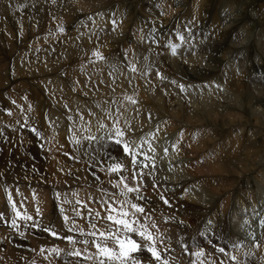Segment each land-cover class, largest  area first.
Listing matches in <instances>:
<instances>
[{
	"label": "bare ground",
	"instance_id": "6f19581e",
	"mask_svg": "<svg viewBox=\"0 0 264 264\" xmlns=\"http://www.w3.org/2000/svg\"><path fill=\"white\" fill-rule=\"evenodd\" d=\"M10 1H11V3H14V4H9L10 6L8 5L9 6L8 7L5 5V2H8V0H0V15H4V16L6 15L5 17H8V22L6 24L4 22L5 27L3 26V23H0V28L2 30L4 28L5 31L7 32L6 34H4L5 31H4V33H0V87L2 85L3 80L8 78L7 77L8 74L6 71L8 69V66L12 67L14 64V62L9 61L8 58L5 59L6 53H4V51L6 50V48L4 49V46L10 45L11 47H14V43L21 42L22 47L20 46L21 47L20 49L25 50L24 51L25 54L20 52L21 54H24V55H22L23 60H22L21 65H19V64L14 65V68H15L14 71L15 72L13 75L14 77L11 79V82L14 81L17 76L19 78H24V79H22L20 81V83H18L19 84V86H18L19 90H17V89L16 90L15 89L14 90H8V93L13 94V95H11V98H12L11 100H13L12 102H14V107L16 109V112L17 111L19 112V110H21L23 114L28 115L26 113L27 110L33 109L34 111L36 110L35 113H38L40 110V109L38 110V105L42 104V107H43V103H41V101L39 99H37L39 92L37 93L36 90L33 89V85H34L33 81L34 80L37 81V80L41 79L49 87H51V90H49V92L51 91V93L55 94V99H53V100H56L57 98H59L58 94H61L60 93L61 88H64V90H63L64 92L62 91L64 93L63 100H66L65 102L67 105L66 104L65 105L69 106L70 109L72 110V112H69V115L73 117V121L68 119V122H64V123H66V124L69 123L70 133L72 131H74L75 134H77V135L81 134L80 139L82 140L83 146H84L83 152L82 151L80 152L82 159H79V161H77V164L88 163V161L84 160V158L86 156H88L89 153H92V151L91 152L89 151L90 141H88L86 138L91 136L94 133V131L92 129L95 128V125L99 129L104 130V128H105L104 132H102L103 130H100V133L102 132V134H100V133L96 134L97 139L95 140L96 143H103V144H104V141L108 139L109 135L114 132L113 124L117 120H118L117 126L122 131H124V133H125L123 140H129V138L133 134L136 135V133L140 134L142 132H149V130L152 129L154 126H157L159 128V132L162 135L164 133H168V134L174 133L175 134L176 131L182 133V131H180V129L183 126H185L187 128L188 127H190V128L194 127L195 129L193 130L194 131L193 134L195 136L196 135L201 136V134H202V137L198 141H196L197 143L193 144V140H190L189 138L185 139L184 136L180 135V137L182 136V138L179 137L180 140L178 141L180 153H177L180 156L179 159H177V163H179V164H177L178 165L177 167H179V168H177V167L172 168L173 171L177 172V175H175V177L170 175L168 171L164 170L159 164H157L149 156H148L149 159H144L142 161V162H145L148 165V167L144 168V169H139L138 172L142 171L143 173H147V175H144V178L148 182L147 188L151 189V191H150L151 193L149 194L150 196L148 195L149 199H148V201L146 200L147 201L146 203L142 204L141 203L142 201H136V200H134V202L144 205L147 213L151 214L152 212H154L155 215H153V213H152L151 214V220H148V221H145L143 216H140L139 217L140 222L147 224V226L149 227V230L151 232H153L155 237L159 238V236H163L164 242L166 243V245L171 247V248H176V249H177L179 244H183V243L187 244L189 242V240H188L189 234L193 230L196 229V225H199V221L201 219L205 220L208 223V225L211 224L212 226H214V228L219 232H225V230L227 228H230L232 231H230L229 233H237L245 225L248 226V224L246 223L247 217H245L242 214H239V211L242 208H244L245 206H250V207L254 206V208H256V210H260V207L262 205H264L263 199H262L263 197L261 195V190L262 189L264 190V87L258 86L260 84L257 85L256 83H254L255 80L254 81L251 80V81H253L252 85H249V83H248L249 82L248 77L251 75L250 73H253L252 69H257V70L262 69V68L264 69V51L262 49V44H261L262 43L261 39L262 38L264 39V25L260 24L261 18H259V16H258V17H256V18H259L258 25H255L256 29H255V27H253V28L248 27V19L249 18L248 19L246 17L243 18V14L248 10V7L250 6V4H248V3L250 1L246 2L245 0H242V2L239 3V0H210L211 3L214 2V5H219V6L223 5V7L228 8V11L230 10V12H229L230 18L228 19V21L224 22L222 20L223 22H220V23L217 22L218 27L215 25V22H214V24H209L207 27L208 30L212 29L215 31V32L213 31L214 33L212 32L215 35L214 39H212V40L215 42L218 41L219 61L218 60L217 61H218V63L221 62L219 70L215 68V70L212 72H216L217 75H215V76L218 78L219 86L220 87L224 86V89L228 90L229 92H228V94H225L226 91L224 93H218L217 92L218 95L216 97L212 96V100L210 102H207L205 105H201L200 107H198L199 105L197 106V103H195V102H194L195 106H193V105L188 106L187 100L183 101L182 99L178 98V96H176L178 93L173 94L174 92H172L171 95L173 97L175 96L174 98L176 99V101H175V99H173L171 102L168 103V101L170 100L168 98V96H169L168 93H164V91H162L160 88L154 86V84H153L154 81H152V77H151L152 73H151L150 67L153 66L151 68L155 69V67H154L155 61H157V59L159 58L160 62H157L158 63L157 65L162 64L164 66H167L168 67L167 70L169 69L170 71L173 72L172 73L169 70L168 71L166 70L165 73L170 72L171 74H174L175 72H177V74H180L183 66L192 67L195 63H200L201 62L200 56L202 55L201 53H197L195 56H192V58H188L189 56L184 55L185 52H184V54L181 52L182 54L178 57L179 53L175 54L173 56L172 49L166 50V49H161L159 47L160 49L157 48L158 50L155 54H151L153 56H149L148 54L147 55L143 54L145 51H143V53H142L141 50H145L147 48V46H150V45H147V43L145 45L144 44L137 45L135 43L134 52H132L133 47L130 48L131 50L130 49L128 50L127 48L126 49L129 52L128 54H130L128 57H132V55H133V57L131 58V64H129V66L132 69V65L134 64L136 67V71L131 70L130 72H128V71H125L123 68H120L122 73H120L121 75H118V77H120V78H118L115 75V74H117V72L114 71V69L112 71L109 69H106V65H105V64L112 65V64H110V62L113 60H116V57H114L113 55L106 59L104 54L102 53L103 55L102 54L101 55L105 58L104 60H97V59L93 58V60L89 59V60L84 61V59L86 57L94 56L93 55L94 52L98 51L100 53L101 51L106 52V50H107V48H105L107 46H105V45L103 46V43L101 45L95 43L96 44L95 45L93 42L94 46L93 45H86V43L87 44L89 43L88 41L83 42L86 37L82 41L83 44H81V49L79 48V46L76 47L74 45H71L70 43L64 44V46L66 47L65 54H63L64 56L61 54L60 55L57 54V49H56V51H54L53 53H51V52L49 53L51 55V56H49L50 57V59H49V58H47L46 54H43L44 52H46L48 50L46 47L45 48L47 50H45L41 47V49H42L41 54H36L34 51H36L38 49V51L40 52L39 47L41 44H43L40 42L42 40H45V36H44V39L42 37L45 34V29L47 26L46 22L50 21L52 23V21H55V20L62 22L61 18H63V19L66 18L67 20L68 19L70 20L72 18L70 15L71 14L70 13L71 8L69 5H71L72 8H78L79 10L81 8L86 9V8H91V7H95V6L105 7L103 5H107L108 8H115L112 11V12H114L115 16L113 18H111L110 20L115 19L117 21L116 17H119L118 20H122V21L124 20V23H127V20H129L131 23V19L134 20V18H133L134 14L132 17V13H134V12H130L128 9L130 7H132L131 6L132 3H133V5H135V7L137 4L138 5H140L141 3L146 4L145 6H147V5L150 6L149 10L148 11L145 10L146 13H143V16H144L143 20L140 18L141 16L138 17V18H140L139 22H141V25H142L141 28H142L146 25V23L151 21L150 24H147L146 26H148V27L151 26L149 28L154 29V28H156V22L158 21V19H160L162 21V23L169 22L170 19H172L171 20V23H172L174 21L175 17H177L178 19L184 18V20H185V17L187 16L186 14L190 10V8H194L193 14H194L195 18L198 17L197 15L199 14L200 8H202L201 9L202 12L209 13V11H208V10H210L209 7L212 6V5H210L211 3L209 1L208 2L210 4L207 3L206 7L204 6L205 8H203L202 2L200 3L199 0H192V5L190 7L189 6L187 7L186 0H165V1L164 0H84V1L83 0H77L78 2L75 0H55V4L57 1L59 4H63V8L61 10H58L57 7H56L57 10H56V8L54 7L55 4L52 3V4H54L53 8H44V7L41 8L39 5V7H36V8L32 7V9L29 8L27 10H23V8H24L23 7L22 10H19L21 12H24L21 15H19V11L16 8L18 7V9H19L20 6L22 7L25 5L22 4L21 0H10ZM35 1L41 3L42 1H45V0H35ZM29 2H31V1H29ZM170 3H171V6H172V4L174 6L173 11H172L171 6H170L171 8L168 7V4L170 5ZM109 5H114L115 7H111ZM235 5H236V7H237V5H240V8L238 10L235 9V11H234ZM32 6H34V5H32ZM255 7H256V4H255ZM108 8H107V11H108ZM24 9H26V8H24ZM92 9H94V8H92ZM145 9H148V7ZM251 9H250V12L252 11ZM131 10L134 11V7ZM201 10H200V14H202ZM87 11H88V9H87ZM174 11H176L178 13V15H175V17H173L175 14ZM222 11H223V9H222ZM214 12L215 13L212 15L213 16L212 19L214 17L216 18V16H217L216 11H214ZM48 13H50L49 15H52V18L50 16H48ZM139 13H140V11L138 12V14ZM141 13H142V11H141ZM261 13L264 16V12H261ZM259 14H260V12H259ZM76 16H78V15H76ZM106 16H104V18H103V19H106V20H104L105 21L104 24L102 23L98 27L100 30L97 29V30H99V32L106 33L108 31L107 27L106 28L101 27L102 25L104 26V25L108 24V21H110V20H108V17H110V16L108 15L107 18H106ZM225 18H227V17H225ZM98 19L99 18H97V20ZM212 19H210V21ZM262 20L264 21V17H262ZM136 22L138 23V21H136ZM34 23H36L37 27H34L35 25L33 26ZM93 23H95V22H93ZM96 23H98V22H96ZM226 23L228 24L229 28L225 27ZM158 26H159V24H158ZM52 27H53V25L51 24L49 28L51 29ZM138 27H140V25H138ZM101 29H102V31H101ZM118 29H116V30H118ZM122 29L125 30L124 28H122ZM134 30H136V29H134ZM87 31H88V29H87ZM95 31H96V29H95ZM95 31H93V32H95ZM109 31H112V30H109ZM128 31L126 29V32H128ZM179 31H180V29H179ZM130 32L128 33V35L130 34ZM138 32H136L137 35L139 34ZM64 33H66V32H64ZM212 33H211V35H213ZM48 34H49V32H48ZM15 37H16V40L14 41ZM38 37H40V38H38ZM107 38L109 40L108 45L111 46L112 49L113 48L117 49L118 47H121V46L124 48L129 47L125 44H126V42L131 41V39H134V36H133V38H131V37L126 38L125 33L124 34L121 33V35L116 33V34H112V35L109 34L107 36ZM29 40L34 41L32 46L30 44H28ZM133 41H135V40H133ZM129 43H131V42H129ZM129 43H127V44H129ZM34 44H36L37 47H35ZM129 45L131 47L132 44H129ZM251 45H253V46L251 47ZM44 46H46V45H44ZM91 46H93V47H91ZM82 48H84V49H82ZM14 49H17V48H14ZM114 49H113V52H114ZM194 49H196V48L194 47ZM127 50H126V52H127ZM118 51H120V53H122L121 49ZM130 51H131V53H130ZM181 51H182V49H181ZM241 51L242 52L245 51V52L242 53ZM225 52L228 53L227 58H226ZM255 52H257L256 58H251L252 57L251 54H253ZM63 53H64V51H63ZM110 53H111V51L109 52V54ZM237 53H239L243 57V61L235 60ZM212 54H214V53H212ZM160 55H161V57H160ZM206 56L207 55H205V57ZM212 56L213 55H208L206 58L204 57L205 59L203 58V60H208ZM143 57H145V59H143ZM11 59H12V57H11ZM123 59H124V56H122L120 61H122ZM66 63H67V65H65ZM150 63L153 65H150ZM114 64H116V63L114 62ZM216 66H218V64ZM117 67L115 66L116 70H117ZM200 67H201V65L198 64L194 68H200ZM81 68L88 70L91 73L92 83H90V85L101 86L100 91L97 93L95 92V97H92L91 94L89 97H84L81 94L82 91L84 92L87 89H91L90 88L91 86L88 84V82H86V80H84L78 73L79 69L81 70ZM201 68L203 69V67H201ZM163 70H165V69H163ZM163 70H161V71H163ZM210 70H213L212 65L207 66L204 70V73H206L207 71L209 72ZM104 71L109 72V74L114 73L112 75L115 78L112 76L113 78L111 79V81L113 83V87H114L112 91H109L108 89L102 87V85H101V82H102L101 80L109 82L106 77H104L103 79H101V77H100L102 74H104ZM187 71H189V70H187ZM162 74H164V73H162ZM168 75H169V73H168ZM203 77H204V75L199 77V78H203ZM153 79H155V78H153ZM196 81H197V78H196ZM155 82H156V79H155ZM209 82H210V80H209ZM211 82H214V81H211ZM3 83H5V82H3ZM35 84H37V83H35ZM178 84H179V82H178ZM200 84L201 83H199V85ZM167 85H169V84H167ZM208 85H209V83H208ZM41 86H42V84H41ZM109 86H111V85H109ZM159 87H161V86H159ZM91 91L92 90H90V92ZM190 93L192 94V91ZM41 94L45 95L44 92H41ZM86 96H87V94H86ZM185 96L186 95H184V97ZM53 97H54V95H53ZM126 97H131L132 100H134L136 103L133 104L131 101L126 99ZM182 98H183V96H182ZM198 101H201V100H197V102ZM12 102H10V103H12ZM53 102L54 103H51L52 105L49 106L50 107V115H51L49 118V120H50L49 123H50L51 127L54 126L57 128L58 127L61 128V134L64 136L63 131H65V126L62 127V125L59 123L60 114L62 113L61 112V108H62L61 103L62 102L61 103L58 101L57 102L53 101ZM190 103H193V101H191ZM62 104H64V103H62ZM15 109H13V110H15ZM87 109H89L90 113L86 112ZM109 113H110V115H109ZM69 115H67V116H69ZM87 115L93 116V118L92 117L89 118ZM218 115H219V118H217ZM64 116H62V117H64ZM28 117H30V116H28ZM23 118H25V117H23ZM27 118H26L27 121L31 120L29 125H31L32 121H35L34 118H32V119H27ZM206 119H210L212 122H215L214 124H212L210 122L208 124H212V125L217 124V126H220L218 128L219 130H217V131H219L220 137H216V136L213 137L211 135L213 133H211V132H213L214 130H212L211 128H210L211 132L209 130L204 131L205 128H202L200 126V123H202V121H204ZM42 120L43 119H41V117H39V115H37L36 121H35L37 126L38 125H40L41 127L43 126V125H41ZM199 121H201V122H199ZM44 122H46V121L44 120L43 123ZM54 122H56V123H54ZM80 123H82V124H80ZM44 124H46V123H44ZM100 124H103L104 127L101 128ZM23 126L26 127L25 125H23ZM217 126H215L216 128H213V127L212 128L217 129ZM17 128L18 127H16V129ZM55 129L56 128H53V130H52L54 133H56ZM236 129H239L238 134H235V132H234V130H236ZM43 131H45V130H43ZM20 132L26 133L29 137L31 136V134L27 133L26 128L21 129ZM48 132H44V135L46 136V133H48ZM204 132H206V133H204ZM208 132L211 133L210 134L211 136L208 134ZM105 133H107V135ZM203 133H204V135H203ZM49 136L52 139L53 135L51 136L49 134ZM11 137H13V136H11ZM23 137H25V136H23ZM101 137H103L104 139H100ZM197 139L198 138H196V140ZM10 140L11 139L9 137H7L6 135L0 136V142H2V144H3V147L2 146H0V147L3 148V150L5 152H8L9 150H11L13 148ZM17 140H20V139H17ZM47 140H45V142ZM52 140H51V142H52ZM63 140H64V137H63ZM24 141H25V138H24ZM26 142L25 143L23 142L24 145L26 144ZM64 142L65 143L57 144L56 148L66 151L65 149H68L66 147V145L69 144L70 142L68 143L66 140H64ZM217 142H222V144H217ZM108 143L111 144L112 141L109 139ZM62 146H64V147H62ZM207 147H208V149H207ZM21 148L22 147L20 146V144L16 146V150L18 152L21 150ZM61 148H65V149H61ZM96 149H98V148H96ZM12 151H13V153L11 155L12 160H14V162H16L17 158L13 155V154H15L14 150H12ZM101 152H102V150H101ZM98 153H99V151H98ZM2 156L3 155L0 154V181L8 182L13 177H16V176L18 177V176L23 175V174L24 175L25 174L31 175V173H33V171H31L29 169L30 167L29 168L23 167L19 163L18 164H14L11 162L8 163V161L3 160ZM90 157H91V155H90ZM99 157H102V156H99ZM231 157L236 159L235 165L233 164V160ZM91 158H93V157H91ZM67 160H69V159L67 158ZM100 162H101V160H100ZM117 162L121 163L126 170H122L119 174H117V173L109 174L107 172V168H109L112 164L117 163ZM42 163H44V162H42ZM71 163L76 164L74 162H71ZM54 164H53V166L51 165L52 166L51 171H54L52 173L55 174L57 181L60 182L59 185L61 187H64V190L66 191V189H65L66 182L69 183L70 186L72 187V191L68 190V193L70 191V194H68V195L73 194V192L76 193L77 198H80L83 202V204H81V205L82 206L84 204L86 205V206L78 209V211L81 212V215H80L82 217L81 219H79V217L75 215V211H77L76 210V203H75L76 201L73 204L67 205L66 208L63 209L66 212L65 215H68L70 217L69 221L66 222V226L71 227L72 222L74 221L75 225H76V231H81V230L85 231L86 230L87 232H92L95 230L92 228L93 224H95L96 228L100 229V230L107 231L110 228L114 230L116 226L112 222H105L107 220L103 218V217L107 216L108 212L102 211L97 205H91L92 202H89L90 204L88 203V198L96 197L95 193H96V195L101 193V194H99L101 196H98V197L103 198V199H107V197L104 195V192H108V193L115 192L112 190V189H114V185H109V183L102 182V180L100 182L101 178L99 179L98 176L96 177L94 171H92V168L90 166H81V167H76L75 169H73L71 167L69 169V168H66V164H64V163L60 162V163H56L55 165ZM151 164L154 165L153 168H151V166H150ZM7 165H13V166L10 168H7L6 167ZM69 165H71V164H69ZM35 167H36V165H35ZM44 167H46V165ZM49 167H50V165H49ZM100 167H101L102 172H103V178L104 177L105 178H115V179L117 178L116 180L119 181L120 176H127L129 178L131 176V172H127V169L130 167V164L127 163L125 158L121 156V153H117L113 159L105 161V163L102 164ZM59 168L61 171L58 170ZM26 169H28V171H26ZM66 169H68V171ZM134 169L136 170V168H134ZM63 171H65V172H63ZM34 172H36L37 174H40L39 170L34 171ZM48 172H50V171H47V173ZM41 174L44 175V173H41ZM42 178H43V176H42ZM23 179H25V178H23ZM86 179H88V181H86ZM12 180H14V179H12ZM129 183L133 184V185H140L141 186L144 183V181H143L142 176H138L136 181L130 180ZM214 183H219L220 186H222L221 183H223L224 191H220V192L217 191L216 192L217 187ZM31 184H32V182H31ZM155 184H156V189L153 190L152 187ZM33 185L36 188H38L37 190H39V187L36 184H33ZM33 185H32V188H34ZM232 185H236V187H237L236 193H233L231 191L233 189L230 190ZM28 187H31V186H28ZM28 187H26L24 184L19 186L18 191H17V195H15L17 202H19V205H22L21 204L22 199L26 200L27 205L30 204V201H31V200L29 201L30 197L27 198V196L24 195V192H26V191H24V189H27ZM95 187H98L99 189L96 190ZM171 187H173V188H171ZM101 189H103L104 191L102 192ZM31 190L32 189L30 188L29 191H31ZM116 190L119 191L118 188ZM244 190H247L246 191L247 194L240 195V194H242V192H244ZM65 191H64V194H65ZM33 192L37 194V192L31 191V193H33ZM255 192L260 193V196L258 199H257L258 194L255 195L254 194ZM55 193H56V191H55ZM179 193H181V194L183 193L182 195L190 203L184 204V203L179 202L176 198V195ZM33 194L31 195V197H34ZM64 194H62V195H64ZM37 195L40 197L39 194H37ZM43 195L41 196L42 198H43ZM65 195H64V197L66 198L67 195L66 196ZM134 195L135 194H130L129 198H132ZM161 195H163L169 201V205H165L163 203V201L160 199ZM232 195H235V196L239 195V197L236 199V201L237 200H239V201L231 202L232 200H230L231 203L229 204V207H228V206H226L228 204L227 201H229L228 199H229V197L231 198ZM45 196H46V193H45ZM39 197L38 198L35 197L34 200L37 201V199L41 198V197L40 198ZM68 197H67V199H68ZM148 197H146V198H148ZM241 197H246V199L241 202L240 201V199H242ZM216 198H219V200L221 199L220 201H222V199L225 200L222 202L224 204V208H223L224 211H222V213L220 211L221 214L219 213L220 216H218L217 218H215L213 216L212 211H214V207L211 205V203ZM61 199H64L63 196ZM70 199H72V198H70ZM70 199H68V201H69V203H72L73 200L71 201ZM40 200H42V199H40ZM26 202H24V203H26ZM63 204H65V203H63V201L59 202L60 207L63 206ZM46 205H47V203H46ZM25 206H24V208L23 207L18 208V211H20L22 214L24 212H27V214L29 215L28 212H30L29 210H30V208H32V206H30V208H28L29 206L28 207H25ZM39 206L40 205H38V207ZM174 206L179 207L178 212L173 209ZM221 206H223V205H221ZM45 207H47V206H45ZM219 207H220V203L217 204L215 208H219ZM40 209H43V208H40ZM40 209H39V211H40ZM89 209H91V215L89 214ZM31 210L34 212L33 209H31ZM1 211H2V214L4 215L5 219L4 220L0 219V255L3 254L2 253L3 251L6 252L2 256L5 258L4 261L6 260V262H7V259H9V258L13 259L14 258V260L17 264H40L39 262H43L44 264L45 263L46 264H62V262L60 261V257H64L68 261V264H77L78 258L70 257L68 255V253L73 252L76 249H83L84 248L83 246H80L79 244L73 245L72 243H69L68 245H65V244L63 245L60 242H57V240H54V239L52 240L51 238L45 239L44 238L46 236L45 234L35 235L33 233L27 232L28 230H26V231L24 230L25 232H23V229L25 228L24 222L22 220H19L18 218H17V224L19 225V227H17V228H13L12 226L8 227V226H6V224L7 223L11 224L12 219L16 218L15 213H13L12 215H9V217H7L8 216V215H6L7 212L3 208L0 207V212ZM32 211H31V213L33 214ZM42 211L43 210H41V214L43 216L40 215V216H42L41 217L42 219L40 218L42 221L39 220V217H38V220H36V219L35 220L37 222H39L40 225H46V224H48L47 222L50 219V217H48L49 215H44L43 214L44 212L42 213ZM44 211H46V210H44ZM35 212H37V210ZM97 212L100 213V217L96 216ZM253 214L257 215L255 213H253ZM260 214H261V210L259 211V216H260ZM33 215H31V216H33ZM153 221L156 223V225L161 227L160 229H158V231H155L157 229H153V228H151V226H149V223H152ZM248 222H250V221L248 220ZM50 224L51 223H49L48 225H50ZM54 224H55V222H54ZM242 224H245V225L242 226ZM252 225H253V223L251 222L249 227H251ZM77 226H80V227L77 228ZM245 228L247 230H249L248 227L245 226ZM249 231L252 234V230H249ZM35 232H37V231H35ZM21 233H23V235H21ZM87 237L88 236H84L83 238H87ZM2 244H5V245H2ZM18 245H20L21 247H19ZM54 249L60 250L59 255H57L56 252L53 251ZM38 250H39V253H37ZM89 251L91 253L96 252V250H92V249H89ZM256 251H259V250H256ZM45 252H47V254L49 256L48 255L46 256ZM43 254H45V257H46L44 259L41 258V257H43ZM134 255L136 256L138 261L142 262V264H151L152 263L151 260H149L151 258H149V256H148L149 259H147L146 255L142 252H137ZM161 255H162L163 259L169 261L168 258L163 255L162 252H161ZM2 257H1V259H2ZM33 261H35V263H31ZM0 262H2V261H0ZM89 262H90L89 264H92L91 261H89ZM130 262L131 261H129V263ZM9 263H10V261H9ZM12 263H14V262H12ZM81 263H84V261H79V264H81ZM161 264H162V262H161ZM170 264H182V263L181 262H176V263L170 262ZM207 264H216V263L213 261H210ZM248 264H250V263H248ZM252 264H264V261H259V262H255Z\"/></svg>",
	"mask_w": 264,
	"mask_h": 264
},
{
	"label": "rangeland",
	"instance_id": "374dc122",
	"mask_svg": "<svg viewBox=\"0 0 264 264\" xmlns=\"http://www.w3.org/2000/svg\"><path fill=\"white\" fill-rule=\"evenodd\" d=\"M29 1H31V2H29ZM33 1V2H32ZM52 1V2H51ZM45 0V1H42L41 3L40 2H37V1H35V0H21V2H22V4L23 5H26L24 8H26V9H24L23 7H19V9H18V7L16 8L18 11L19 10H22V8H23V10H27V9H32V7L33 8H36V7H39V5H40V7L41 8H53V6H54V4H55V2H53V0ZM75 1H77V0H75ZM84 1V0H83ZM165 1V0H164ZM200 1V3L202 2V7L203 8H205L206 7V5H207V3L208 4H210L211 2H210V0H199ZM210 3H209V2ZM246 2H249L248 4H250V6L248 7V10L243 14V18L244 17H246L247 19H248V27L250 28H253V27H255V29H256V26L255 25H258V21H259V18H261V21H260V24H262V25H264V21L262 20V17H264L263 16V14L261 13V12H264V0H245ZM253 1V2H252ZM46 4H45V3ZM51 2V3H50ZM78 2V1H77ZM173 2V1H172ZM242 2V0H239V3H241ZM257 2V3H256ZM35 3V4H34ZM45 5H44V4ZM52 3H54V4H52ZM58 3V1L56 2V4H55V8L57 7L58 8V10H61L62 8H63V4H57ZM174 3V2H173ZM9 4H14V3H11V1L10 0H8V2H5V5L6 6H8ZM37 4V5H36ZM77 4V3H76ZM151 4V3H150ZM149 4V5H150ZM186 4H187V7L189 6H191L192 5V0H186ZM255 4H256V7H255ZM32 5H34V6H32ZM142 5V6H141ZM146 4H140V5H136V7H135V5H133V3H132V7H130L131 9H133V7H134V11H132L130 8L128 9L130 12H134V13H132V17H133V14H134V20L133 19H131V23H130V21L129 20H127V23H124V20L122 21V20H115V22L117 23H115L116 25H115V28L112 30V31H109L110 29H111V27H110V23H109V21H108V24H106V25H102L101 27H104V28H108V31L106 32V33H102V32H99V26H100V24H104V20H106V19H103L104 18V16H108L109 14H107V12H109V11H113V9H115V8H108L107 7V5H103V6H105V7H102V6H95V7H91V8H81L80 10L78 9V8H72V6L71 5H69L70 6V15H71V19L69 20H67L66 18L65 19H63V18H61L62 19V22H59V21H52V23L50 22V21H48V22H46V29H45V34L43 35V39H44V36H45V40H42L40 43H43L44 45H46V46H44L43 44H41L40 45V47H39V49H40V52L38 51V49L36 50V51H34L36 54H41V52H42V49H41V47L43 48V49H45V50H47L46 52H44L43 54H46L47 55V58H49L50 59V57L49 56H51L49 53L51 52V53H53L54 51H56V49H57V54H61V55H63V54H65V51H66V47L64 46V44H66V43H70L71 45H74V46H76V47H78L79 46V48L81 49V44H83L82 43V41L84 40V38H85V40L83 41V42H85V41H88L89 43L87 44L86 43V45H93L94 46V44L96 43V44H102L103 43V46L105 45V46H107V47H105V48H107V50H106V52L105 51H101L100 52V54H104V56H105V58L107 59V58H109L110 56H114V57H116V60H113V61H111L110 62V64H112V65H110V69L109 68H107V69H109V70H113L114 69V71H116L117 72V74H115L116 75V77H118V75H121L120 73H122V71L120 70V68H123L125 71H128V72H130L131 71V67L129 66V64H131V58L133 57V55H132V57H128L130 54H128L129 52H128V50L130 49V48H132V52H134V46H135V43L137 44V45H141V44H146L147 43V45H150V46H147V48L145 49V50H141V52L143 53V51H145L143 54H145V55H149V56H153V55H151V54H155L156 52H157V48H161V49H171V48H165V47H163L162 46V43H163V40H162V38L160 37V36H163L164 35V30L162 29V27L160 28V25H162L164 28H165V30H174L175 32H181V31H183V29L184 28H186L189 32H191V34L193 35H195L196 33H198V35H200L202 38H204L203 39V41L201 42V43H199L201 40H198V43H195V44H191V45H189L188 47H186L185 46V43H181V44H177L178 45V47H177V50H176V54H178V57L183 53L184 54V52H185V54L184 55H187V56H189L188 58H192V56H195L197 53H201L202 55L200 56V58H201V62L200 63H195L192 67H186V66H183L182 67V70H181V72H180V74H177V72H175L174 74H171L170 72H172V71H170L169 69V71L170 72H167V73H165L166 72V70H167V66H164V65H157L158 63L157 62H160V60H159V58L157 59V61H155V69L154 68H151V67H153V66H149L150 67V69H151V73H152V81H154L153 82V84H154V86L155 87H158V88H160L162 91H164V93H168V98L170 99L169 101H168V103L169 102H171L173 99H175L172 95H171V93L172 92H174L173 94H177L176 96H178V98H180V99H182L183 101L184 100H187V103H188V106H195V103H197V106L198 107H200L201 105H205L207 102H210L211 100H212V96H214V97H216L217 95H218V93H224L225 91V94H228V90H226V89H224V86L223 87H220L219 86V84H218V78L215 76V75H217L216 74V72H212V71H214L215 70V68L216 69H218L219 70V68H220V63H218V61H219V52H218V41L217 42H215V41H213L212 39H214V37H215V35L213 34L215 31L214 30H208L207 29V27H208V25L209 24H214V22H215V25L218 27V23H220V22H225V21H228V19L230 18V15H229V12H230V10L228 11V8H225V7H223V5H214V2H212L210 5H212V6H210L209 8H210V10H208L209 11V13H206V12H202V8H200V10H201V12H202V14H200V10H199V14L197 15L198 17L197 18H195V16H194V14H193V9L194 8H190V10L188 11V13L186 14L187 16L185 17V20H184V18H181V19H178L177 17H175V15H178V13L176 12V11H174V16L173 17H175V19H174V21L171 23V20L172 19H170L169 20V22H165V23H162V21L160 20V19H158V21L156 22V28H154V29H152V28H149V27H151V26H146L147 24H150V22L151 21H149L148 23H146V25L143 27V28H141V22H139L140 21V18L143 20L144 19V16H143V13H146V11H148L149 10V7L150 6H145ZM214 5V6H213ZM252 5V6H251ZM10 6V5H9ZM8 6V7H9ZM46 6V7H45ZM109 6H111V7H115L114 5H109ZM144 6V7H143ZM171 6V3H170V5L168 4V7L169 8H171L172 7V11H173V9H174V6H173V4H172V6ZM205 6V7H204ZM61 7V8H60ZM148 7V9H145V8H147ZM212 7V8H211ZM57 8H56V10H57ZM92 8H94V9H92ZM107 8H108V11H107ZM137 8V9H136ZM141 8V9H140ZM240 8V5H237V7H236V5H235V7H234V11H235V9L236 10H238ZM252 8V9H251ZM85 9V10H84ZM87 9H88V11H87ZM103 9V10H102ZM214 9V10H213ZM222 9H223V11H222ZM250 9L252 10L251 12H250ZM258 9V10H257ZM77 10V11H76ZM91 10V11H90ZM146 10V11H145ZM140 11V13L138 14V12ZM141 11H142V13H141ZM207 11V12H208ZM214 11H216V13H217V16H216V18L214 17L213 19H212V15L215 13ZM220 11V12H219ZM56 12V11H55ZM137 12V13H136ZM186 12V11H185ZM255 12V13H254ZM259 12H260V14H259ZM24 12H21V11H19V15H21V14H23ZM113 13V16L112 17H108V20H110L111 18H113L114 16H115V14H114V12H112ZM205 15H204V14ZM224 13V14H223ZM50 13H48V16H50L51 18H52V15H49ZM74 14V15H73ZM81 14V15H80ZM99 14V15H98ZM254 14V15H253ZM76 15H78V16H76ZM84 15V16H83ZM117 15V14H116ZM138 15V16H137ZM192 15V16H191ZM202 15V16H201ZM210 15V16H209ZM6 16V15H5ZM4 15H0V23H3V26H4V22H5V24L8 22V17H5ZM100 16V17H99ZM107 16H106V18H107ZM141 16V17H140ZM190 16V17H189ZM224 16V17H223ZM255 16V17H254ZM259 16V18H256V17H258ZM2 17V18H1ZM138 17H140V18H138ZM172 17V18H173ZM201 17V18H200ZM221 17V18H220ZM225 17H227V18H225ZM97 18H99L98 20H97ZM220 18V19H219ZM252 18V19H251ZM4 19V20H3ZM7 19V20H6ZM86 19V20H85ZM139 19V20H138ZM198 19V20H197ZM202 19V20H201ZM210 19H212L211 21H210ZM225 19V20H224ZM3 20V21H2ZM6 20V21H5ZM84 20V21H83ZM95 20V21H94ZM103 20V21H102ZM113 20V21H114ZM133 20V21H132ZM141 20V21H142ZM160 20V21H159ZM223 20V21H222ZM101 21V22H100ZM122 21V22H121ZM129 21V22H128ZM136 21H138V23L136 22ZM86 22V23H85ZM93 22H98V23H93ZM119 22V23H118ZM136 24H135V23ZM192 22V23H191ZM194 22V23H193ZM196 22V23H195ZM198 22V23H197ZM218 22V23H217ZM262 22V23H261ZM123 23V24H122ZM161 23V24H160ZM202 25H201V24ZM53 25V27L50 29L49 27H50V25ZM61 24V25H60ZM87 24V25H86ZM133 24V25H132ZM158 24H159V26H158ZM196 24V25H195ZM35 25V26H34ZM60 25V26H59ZM125 25V26H124ZM136 25V26H135ZM138 25H140V27H138ZM11 26V25H10ZM33 26L34 27H37L36 26V23H34L33 24ZM130 26V27H129ZM135 26V27H134ZM153 26V25H152ZM2 27V26H1ZM5 27V26H4ZM13 27V26H12ZM196 27V28H195ZM225 27L226 28H229L228 27V24L226 23V25H225ZM61 28H63V31H61L60 29ZM119 28V29H118ZM122 28H124L125 30H123ZM140 28V29H139ZM1 29V28H0ZM86 29V30H85ZM87 29H88V31H87ZM90 29V30H89ZM95 29H96V31H95ZM97 29H99V30H97ZM116 29H118V30H116ZM126 29H127V31L128 32H126ZM134 29H136V30H134ZM139 29V30H138ZM179 29H180V31H179ZM254 29V30H255ZM16 30V29H15ZM48 30V31H47ZM67 30V31H66ZM132 30V31H131ZM253 30V31H254ZM3 31V32H2ZM4 31H5V29L3 28V30L1 29L0 30V33H4ZM52 31V32H51ZM93 31H95V32H93ZM101 31H102V29H101ZM114 31V32H113ZM131 31V32H130ZM139 31V32H138ZM145 31L150 35V37H152V39L155 41V43L154 44H152V41H150V40H145L141 35H143L144 33H145ZM214 31V32H213ZM48 32H49V34H48ZM64 32H66V33H64ZM118 33V34H120L121 35V33L122 34H124L125 33V37L126 38H128V37H131V38H133V36H134V39H131V41H128V42H126V44L125 45H127V46H129V47H122L121 45V47H118L117 49H114V52H113V49H112V47L111 46H109L108 45V38H107V36L109 35V34H116V33ZM130 32V34L128 35V33ZM136 32H138L139 34L137 35V33ZM208 33V35H206V34H204V33ZM213 34V35H211V33ZM7 32L5 31V33L4 34H6ZM102 33V34H101ZM108 33V34H107ZM237 33V32H236ZM235 33V34H236ZM53 36H52V35ZM136 34V35H135ZM211 36H210V35ZM50 35V36H49ZM63 35V36H62ZM91 35V36H90ZM47 36V37H46ZM58 36V37H57ZM88 36V37H87ZM137 36V37H136ZM141 39H140V38ZM38 38H40V37H38ZM54 38V39H53ZM89 38V39H88ZM97 38V39H96ZM136 38V39H135ZM168 38V37H167ZM51 39V40H50ZM16 40V37H15V39H14V41ZM49 40V41H48ZM90 40V41H89ZM98 40V41H97ZM106 40V41H105ZM133 40H135V41H133ZM96 41V42H95ZM133 41V42H132ZM33 42L34 41H30L29 40V43L28 44H30L31 46H32V44H33ZM46 42V43H45ZM93 42H94V44H93ZM98 42V43H97ZM129 42H131V43H129ZM169 42V41H168ZM261 44H262V49H263V51H264V39L262 38L261 39ZM127 43H129V44H132L131 45V47H130V45L129 44H127ZM27 44V45H28ZM37 44V43H36ZM36 44H34V46L35 47H37V45ZM95 44V45H96ZM156 45V46H155ZM199 47H198V46ZM8 45H5L4 46V49L6 48V50L4 51V53H6L5 55V59L6 58H8L9 59V61H13L14 62V64H13V66L11 67V66H8V69L6 70L7 71V74H8V78L7 79H4L3 80V82H5V83H3L2 82V85H1V87H0V109L2 108L3 110L5 109V110H7L8 111V113H7V115H4V112H2V111H0V131H2L3 130V132H1L0 134V136H2V135H6L7 137H9L11 140V144H12V146H13V148L11 149V150H9L8 152H5L4 150H3V148H1L0 147V154H2L3 156V160H6V161H8V163H14V164H21L23 167H27V168H29L31 171H33V173H31V175H28V174H23V175H20V176H16V177H13L12 179H14V180H12V179H10L9 181H8V183H11V182H13V181H15L14 182V185L15 184H18V186H20V185H25L26 187H28V186H31V187H28L29 189L31 188L32 190L31 191H35V192H37V194H39L40 195V197L43 195V198L41 197H39L36 193H31V191H29V189L27 188V189H24V191H26V192H24V195H26L27 196V198L28 197H30L29 198V201H30V205H29V207L28 208H30V206H34L35 207V210L33 209V208H30V212H28L29 213V215H33V217H34V219H36V220H38V217H39V220H41L42 218V214H41V210H43L42 211V213L44 214V215H49L48 217H50V219L48 220V224L49 223H51L50 225L51 226H56V223L54 224V221L52 220V218H51V215L50 214H47V212H54V210H53V206H52V202H51V198L49 197V190L50 189H54V194L55 195H57V192L58 193H60V197H58V198H60L59 199V202H62L63 201V199H61L62 198V196H63V198H65L64 197V195L66 194L67 195V197L69 196L70 198H72V199H70L69 197H68V199H70L71 201L73 200V202L72 203H65V204H63V206H61L60 208L61 209H64V208H66V206L67 205H70V204H73L75 201H76V199H79V200H81L80 198H77V196L76 195H73V194H71V195H68V194H70V191H72V187L70 186V184L69 183H67L66 182V187H65V189H66V191L64 190V187H61L59 184H60V182L59 181H57V179H56V177H55V174H53L52 172H54V171H51L52 170V166H53V164L55 163H64V164H66V168H73V169H75L76 167H81V166H90L91 168H92V171H94V173H95V175H96V177L98 176V178L100 179V182H101V180H102V182H105V183H109V185H115L116 184V182H118L115 178H103V172H102V169H101V165L102 164H104L105 163V161H107V160H110V159H113L115 156H116V154L117 153H120V151H119V149L113 144V143H111V144H109L108 143V141H109V139H107V140H105L104 141V144L103 143H96V141L95 140H93V142L91 141L90 142V148H89V151L91 152L92 151V153H89L88 154V156H86L85 158H84V160H87L88 161V163H84V164H77V161H71V160H67L66 158H64V157H62V156H60V155H57V154H53V153H49L48 151L49 150H52V149H58V148H56V145L57 144H62V143H65L64 142V140H63V135L61 134V128H57V127H51L50 126V120H49V118H50V105H52L51 103H54L53 101H58V102H62V103H64V104H62L61 103V112L65 115H63L62 113L60 114V119H59V123L62 125V124H64V122H68V119H70L71 121H73V117L72 116H70L69 115V112H72V110L70 109V107L69 106H66L67 104H66V100H63V95H64V88H61V94H58V96H59V98H57L56 100H53V99H55V94H53V93H51V91L49 92V90H51V87H49L43 80H37V81H33L34 82V85H33V89L34 90H36V92L38 93V98L37 99H39L40 101H41V103H43V107H42V104L41 105H38V110H39V112L38 113H35L36 112V110L34 111L33 109V111L32 110H27V114L28 115H25V114H23L22 113V111L21 110H19V112L17 111L16 112V109H15V107H14V102H12L13 100H11L12 98H11V95H13V94H10V93H8V90H19V84L18 83H20V81L22 80V79H24V78H19L18 76L16 77V79L14 80V81H12L11 82V79L14 77L13 75H14V65L15 64H19V65H21V63H22V60H23V58H22V55H24L25 53H24V51L25 50H22V49H20L21 47H22V43L21 42H16V43H14V47H11L10 45L7 47ZM21 46V47H20ZM93 46H91V47H93ZM253 45H251V47H252ZM47 49H46V48ZM51 47V48H50ZM65 47V48H64ZM152 47V48H151ZM184 47V48H183ZM194 47L196 48V49H194ZM9 48V49H8ZM14 48H17V49H14ZM53 48V49H52ZM128 50H127V49ZM159 48V49H160ZM213 48V49H212ZM217 48V49H216ZM82 49H84V48H82ZM121 49V52L122 53H120V51H118V50H120ZM181 49H182V51H181ZM208 49V50H207ZM60 50V51H59ZM126 50H127V52H126ZM131 50V49H130ZM154 50V51H153ZM212 50V51H211ZM23 51V52H22ZM63 51H64V53H63ZM108 51V52H107ZM111 51V55L109 54V52ZM148 51V52H147ZM150 51V52H149ZM24 53V54H21V53ZM60 52V53H59ZM147 52V53H146ZM182 52V53H181ZM209 52V53H208ZM242 52V51H241ZM243 52H245V51H243ZM242 52V53H243ZM130 53H131V51H130ZM207 53V54H206ZM212 53H214V54H212ZM226 53V58H227V55H228V53L227 52H225ZM102 54V55H103ZM263 54V53H262ZM127 55V56H126ZM205 55H213L211 58H209L208 60H203V58L205 57ZM14 56V57H13ZM64 56V55H63ZM122 56H124V59L122 60V61H120L121 60V58H122ZM174 56V55H173ZM186 56V57H187ZM206 56V57H207ZM216 56V57H215ZM251 58H256V56H257V52H255V53H253V54H251ZM11 57H12V59H11ZM62 57V56H61ZM60 57V58H61ZM157 57V56H156ZM160 57H161V55H160ZM205 57V58H206ZM93 58L94 59H96V57L95 56H92V57H86L85 59H84V61L85 60H93ZM119 58V59H118ZM127 58V59H126ZM130 58V59H129ZM204 58V59H205ZM143 59H145V57H143ZM212 59V60H211ZM218 60V61H217ZM236 60L237 61H243V57L239 54V53H237V56H236ZM6 61V60H5ZM145 61V60H144ZM216 61V62H215ZM20 62V63H19ZM114 62L116 63V64H114ZM130 62V63H129ZM146 62V61H145ZM211 62V63H210ZM61 63V62H60ZM124 63V64H123ZM128 63V64H127ZM147 63V62H146ZM63 64V63H62ZM118 64V65H117ZM149 64V63H148ZM198 64H200L201 65V67H203V69L200 67V68H194L196 65H198ZM212 65V68H213V70H210L209 72L207 71L206 73H204V70H205V68L207 67V66H211ZM218 64V66H216ZM65 65H67V63L65 64ZM126 65V66H125ZM150 65H153V64H151L150 63ZM207 65V66H206ZM112 66V67H111ZM115 66L117 67V70L115 69ZM122 66V67H121ZM158 68H157V67ZM13 68V69H12ZM157 68V69H156ZM149 69V68H148ZM153 69V70H152ZM160 69V70H159ZM163 69H165V70H163ZM192 69V70H191ZM13 70V71H12ZM161 70H163V71H161ZM167 70V71H168ZM185 70V71H184ZM187 70H189V71H187ZM191 70V71H190ZM203 70V71H202ZM253 71V73H250L251 75L248 77V79H249V85H252L253 84V81H254V83H256L257 85L258 84H260V85H258V86H262V87H264V69L262 68V69H252ZM80 71V72H79ZM79 71H78V73H79V75L84 79V80H86V82H88V84L90 85V83H92V80H91V73L88 71V70H85V69H83V68H81V70L79 69ZM198 71V72H197ZM256 71V72H255ZM200 72V73H199ZM157 73H160V76H157L156 74ZM162 73H164V74H162ZM168 73H169V75H168ZM173 73V72H172ZM112 74H114V73H110L109 74V72H105L104 71V74H102L100 77H101V79H103L104 77H106L107 79H108V81L109 82H106V81H103V80H101L102 82H101V85H102V87H104V88H106V89H108L109 91H112L113 90V83H112V81H111V79L114 77ZM137 74V73H136ZM90 75V76H89ZM104 75V76H103ZM204 75V77L203 78H199V77H201V76H203ZM89 76V77H88ZM103 76V77H102ZM113 76V77H112ZM167 78H166V77ZM177 76V77H176ZM160 77H163V79H161ZM115 78V77H114ZM118 78H120V77H118ZM153 78H155L156 79V82H155V79H153ZM175 78V79H174ZM196 78H197V81H196ZM185 79V80H184ZM202 79V80H201ZM204 79V80H203ZM91 80V81H90ZM209 80H210V82H209ZM251 80H253V81H251ZM40 81V82H39ZM175 81V82H174ZM211 81H214V83L215 84H217L218 85V87H215V86H213V85H211L212 84V82ZM95 82V81H94ZM178 82H179V84H178ZM196 82V83H195ZM201 83V84H208L209 83V85L207 86V87H204V86H201V85H199V83ZM13 83V84H12ZM35 83H37V84H35ZM45 83V84H44ZM109 83V84H108ZM171 83V84H170ZM9 84V85H8ZM41 84H42V86H41ZM158 86H157V85ZM167 84H169V85H167ZM174 84V85H173ZM109 85H111V86H109ZM173 85V86H172ZM191 87H190V86ZM197 85V86H196ZM91 87V89H87V90H85L84 92L82 91V95L84 96V97H89L90 96V94H91V96L92 97H95V92L97 93V92H99L100 91V89H101V86H99V85H90ZM115 86V85H114ZM159 86H161V87H159ZM169 86V87H168ZM12 87V88H11ZM173 87V88H172ZM182 87V88H181ZM11 88V89H10ZM110 88V89H109ZM170 90H168V89ZM94 89V90H93ZM173 89V90H172ZM179 89H181V90H179ZM217 89V90H216ZM90 90H92L91 92H90ZM186 90V91H185ZM44 92L45 93V95L44 94H41V92ZM63 91V92H62ZM192 91V94L190 93ZM180 92V93H179ZM213 94H212V93ZM218 92V93H217ZM10 94V95H9ZM50 94V95H49ZM86 94H87V96H86ZM93 94V95H92ZM190 94V95H189ZM53 95H54V97H53ZM61 95V96H60ZM80 95V94H79ZM184 95H186L185 97H184ZM23 96V95H22ZM182 96H183V98H182ZM188 97V98H187ZM190 97V98H189ZM187 98V99H186ZM211 98V99H210ZM197 99V100H201V101H198L197 102V100L195 101V100ZM52 101V102H51ZM175 101H176V99H175ZM191 101H193V103H190ZM10 102H12V103H10ZM195 102V103H194ZM10 103V104H9ZM45 103V104H44ZM66 104V105H65ZM190 104V105H189ZM48 105V106H47ZM5 106V107H4ZM13 106V107H12ZM65 106V107H64ZM11 107V108H10ZM49 107V108H48ZM68 107V108H67ZM43 108V109H42ZM45 108V109H44ZM64 108V109H63ZM67 108V109H66ZM13 109H15V110H13ZM64 110V111H63ZM44 111H46V118L45 117H43V114H44ZM29 112V113H28ZM14 113V114H13ZM33 113V114H32ZM68 113V114H67ZM35 114V115H34ZM37 115H39V117H41V119H43L42 120V124L41 125H43L42 127L40 126V125H38L37 126V124L35 123V121H36V117H37ZM64 116V117H62V116ZM67 115H69V116H67ZM21 116V117H20ZM28 116H30V117H28ZM89 118H93V116H89V115H87ZM5 117V118H4ZM13 117V118H12ZM23 117H25V118H23ZM28 117V118H27ZM62 117V118H61ZM26 118L27 119H32V118H34L35 119V121H32L31 122V125H29L30 124V121H27L26 120ZM217 118H219V115H218V117ZM33 119V120H34ZM63 119V120H62ZM46 121L47 120V122H48V124H44L43 123V121ZM214 121V120H213ZM3 122L4 123H7L9 126H11L12 128H14L15 129V131L16 132H8V131H6L5 129H4V126H3ZM199 122H201V121H199ZM212 123V124H214L215 122H212L210 119H206V120H204V121H202V123H200V126L202 127V128H205L204 129V131L205 130H209L210 132H211V130H210V128L212 129V130H214L213 132H211V133H213V134H211V133H209L208 132V134L210 135H212L213 137L214 136H216V137H220V134H219V131H217V130H219L218 128L220 127V126H217V124L216 125H212V124H208V123ZM33 123V124H32ZM54 123H56V122H54ZM76 123V122H75ZM36 124V125H35ZM80 124H82V123H80ZM84 124V123H83ZM20 125H25L26 127H29V128H31V129H33L34 130V134H39L40 135V138L42 139V138H44L45 140H47L48 138V140L45 142V140H44V142L42 143V145L44 146V148L41 150L40 148H38L37 149V147L32 143V140H33V138H34V136H28L26 133H22V132H20L19 130V127H20ZM67 125L69 126V123H67ZM204 125V126H203ZM48 126V127H47ZM64 126L66 127V125L64 124ZM215 126H217V129H213V128H216ZM16 127H18L17 129H16ZM40 127V128H39ZM183 127H185V126H183ZM208 127V128H207ZM213 127V128H212ZM38 128V129H37ZM43 128V129H42ZM45 128V129H44ZM53 128H56L55 129V131H56V133H54L52 130H53ZM186 129H191L190 127H185ZM195 128L194 127H192V130H194ZM43 130H45V131H43ZM93 131H94V133L91 135V136H95V137H97V135L96 134H99L100 133V130H103V129H99V128H97L96 127V125H95V128H93L92 129ZM98 130V131H97ZM39 131V132H38ZM41 131V132H40ZM49 131V132H48ZM105 131V128H104V130L102 131V132H104ZM180 131H182V133H180V132H178V137H180V135H182V136H184L185 137V139H187V138H189L190 140H193V144H195V143H197L196 141H198L201 137H202V134H201V136L199 135V136H196L195 137V135L193 134V136H190V133H188V131H184L183 129L181 130L180 129ZM6 132V133H5ZM44 132H48V133H46V136L44 135ZM68 133H70V131L68 130L67 131ZM102 132L100 133V134H102ZM217 132V133H216ZM234 132H235V134H238V132H239V129H236V130H234ZM18 133V134H17ZM42 133V134H41ZM67 133V134H68ZM204 133H206V132H204ZM204 133H203V135H204ZM23 134V135H22ZM48 134V135H47ZM49 134L52 136V139L50 138V136H49ZM106 135H107V133H105ZM22 135V136H21ZM81 135V134H80ZM80 135H77V134H75V132L74 131H72L71 133H70V143L69 144H67L66 145V147L68 148V149H65V148H61V149H65L67 152H70V154H72V155H74V157H76V158H78V159H82L81 158V154H80V152L82 151L83 152V150H84V146H83V142H82V140L80 139L81 137H80ZM210 135V136H211ZM11 136H13V137H11ZM22 138H21V137ZM23 136H25V137H23ZM44 136V137H43ZM49 136V137H48ZM182 136L180 137V138H182ZM99 137V136H98ZM20 139V140H17V139ZM24 138H25V141H24ZM39 138V140L38 141H41V139ZM47 138V139H46ZM196 138H198L197 140H196ZM32 139V140H31ZM13 140V141H12ZM16 140V141H15ZM51 140H52V142H51ZM59 140V141H58ZM75 140H79L80 141V143L79 144H77V143H75L74 141ZM19 141V142H18ZM25 143L26 141V144L24 145V143ZM95 141V142H94ZM125 141V140H124ZM21 142V143H20ZM106 143V144H105ZM2 144V142H0V146H2L3 147V144ZM20 144V146L22 147L21 148V150L18 152L17 150H16V146L17 145H19ZM72 144V145H71ZM217 144H222V142H217ZM24 145V146H23ZM79 147V148H78ZM92 147V148H91ZM46 148H48V151L46 150ZM96 148H98V149H96ZM102 148V149H101ZM2 149V150H1ZM78 149V150H77ZM96 149V150H95ZM102 150V152H101V150ZM104 149V150H103ZM207 149H208V147H207ZM12 150H14V153L15 154H13L16 158H17V161L16 162H14V160H12V153H13V151ZM108 150V151H107ZM111 150V151H110ZM206 150V149H205ZM4 151V152H3ZM11 151V152H10ZM98 151H99V153H98ZM117 151V152H116ZM74 152V153H73ZM79 153V154H78ZM101 153V154H100ZM115 153V154H114ZM77 154V155H76ZM113 154V155H112ZM144 156H142L143 158H142V161L145 159L144 157L145 156H149L150 158H152L153 160H154V158L152 157V155L151 154H146V153H142ZM6 155V156H5ZM11 157H10V156ZM90 155H91V157H93V158H91L90 157ZM94 155V156H93ZM111 155V156H110ZM10 158H9V157ZM97 156V157H96ZM99 156H102V157H99ZM105 158H104V157ZM108 156V157H107ZM122 156V155H121ZM92 160H90L89 158ZM96 157V158H95ZM107 157V158H106ZM111 157V158H110ZM109 158V159H108ZM232 158V160H233V164L235 165V163H236V159L235 158H233V157H231ZM22 159V160H21ZM12 160V161H11ZM41 160V161H40ZM45 160V161H44ZM97 160V161H96ZM100 160H101V162H100ZM105 160V161H104ZM48 161V162H47ZM155 161V160H154ZM42 162H44V163H42ZM71 162H74V163H76V164H72ZM156 162V161H155ZM23 163V164H22ZM157 164H159L158 162H156ZM54 164V165H55ZM69 164H71V165H69ZM177 164H179V163H177ZM32 165V166H31ZM35 165H36V167H35ZM46 165V167H44ZM49 165H50V167H49ZM52 165V166H51ZM13 165H7L6 167L7 168H10V167H12ZM41 166V167H40ZM56 167V166H55ZM154 167V165L151 167V168H153ZM32 168V169H31ZM46 168V169H45ZM40 171V174H37L36 172H34V171ZM59 171H61L60 170V168L58 169ZM67 171H68V169H66ZM26 171H28V169H26ZM47 171H50V172H48L47 173ZM167 171V170H166ZM63 172H65V171H63ZM35 173V174H34ZM41 173H44V175L43 174H41ZM97 173V174H96ZM43 176V178H42V176ZM31 176V177H30ZM118 177V176H117ZM23 178H25V179H23ZM52 178V179H51ZM106 179V180H105ZM98 180V179H97ZM105 180V181H104ZM55 181V182H54ZM86 181H88V179H86ZM108 181V182H107ZM30 182V183H29ZM31 182H32V184H31ZM38 183V184H37ZM11 184H13V183H11ZM33 184H36L38 187H39V190H37L38 188H36ZM215 185H216V192L218 191V192H220V191H224V188H223V183H221V185L222 186H220V184L219 183H214ZM32 185H33V187L34 188H32ZM53 186V187H52ZM123 187V185L121 184L120 185V187ZM130 186L131 187H140V189H141V193L145 196V197H148V195L151 193L150 191H151V189H149V188H146V189H144V188H142V185L140 186V185H133V184H130ZM44 188V189H43ZM61 188V189H60ZM171 188H173V187H171ZM223 188V189H222ZM34 189V190H33ZM36 189V190H35ZM56 189V190H55ZM117 188H115L114 187V189H112L113 191H115V192H118V190H116ZM152 189L154 190V189H156V184L155 185H153V187H152ZM220 189V190H219ZM231 189H233V190H231ZM237 187H236V185H232L231 186V188H230V190L233 192V193H236L237 192ZM60 190V191H59ZM62 190V191H61ZM68 190H70L69 191V193H68ZM44 191V192H43ZM48 191V192H47ZM55 191H56V193H55ZM64 191H65V194H64ZM247 190H244V192H242V194H240V195H243V194H247V192H246ZM257 191V190H256ZM40 192V193H39ZM96 192V191H95ZM259 192V191H258ZM258 192H255L254 194L256 195V194H258V196H257V199L259 198V196H260V193H258ZM28 193V194H27ZM31 193V194H30ZM42 193V194H41ZM45 193H46V196H45ZM72 193V192H71ZM74 193V192H73ZM33 194V196L34 197H31V195ZM62 194H64V195H62ZM99 194H101V193H99ZM99 194H97L96 195V193H95V196L96 197H98V196H101V195H99ZM183 194V193H182ZM181 193H179V194H177L176 195V198H177V200L179 201V202H181V203H184V204H187V203H190L189 201H187L186 200V198L182 195ZM37 195V196H36ZM65 195V196H66ZM180 195H182V196H180ZM261 195H262V199H263V203H264V190L262 189L261 190ZM45 196V197H44ZM150 196V195H149ZM178 196L179 197H182L181 199L180 198H178ZM35 197L36 198H40V199H42V200H40V199H37V201H35L34 199H35ZM66 197V198H67ZM233 197V198H232ZM239 197V195L238 196H235V195H232L231 196V198L229 197V201H227L228 202V204L226 205V206H228L229 207V204L231 203V202H237V201H239V200H237L236 201V199ZM98 198H100V197H98ZM242 199H240V201L242 202V201H244L245 199H246V197H241ZM244 198V199H243ZM102 199V198H101ZM148 199H149V197L146 199L147 201H148ZM146 200H143L141 203L142 204H144V203H146L147 201ZM221 200V199H220ZM219 200V198H216L212 203H211V205L214 207V211H212L213 212V216L215 217V218H217L218 216H220V214L222 213V211H224L223 210V208H224V204L222 203L223 201H225V200H223L222 199V201H220ZM230 200H232L231 202H230ZM1 201V200H0ZM33 201V202H32ZM45 202V203H44ZM81 202H82V200H81ZM16 203H17V206H18V208H20V205H19V202H17V199H16ZM39 203V204H38ZM46 203H47V205H46ZM50 203V204H49ZM76 203V202H75ZM89 203V202H88ZM93 203V202H92ZM91 203V205H95L94 203L92 204ZM220 203V207L219 208H215L216 207V205L217 204H219ZM22 205H23V208H24V206L25 205H27L26 203H21ZM25 204V205H24ZM81 204H83V202L81 203ZM81 204H79V205H77L76 204V210H78V209H80L81 207H84V206H86L85 204L82 206ZM90 204V203H89ZM259 204V203H258ZM38 205H40L39 207L40 208H43V209H40L39 207H38ZM221 205H223V206H221ZM45 206H47V207H45ZM52 206V207H51ZM65 206V207H64ZM72 206V205H71ZM79 206V207H78ZM263 206V205H262ZM261 206V207H262ZM25 207H27V206H25ZM40 209V211H39V215H37V212H35L38 208ZM260 207V208H261ZM2 208V207H1ZM46 208V209H45ZM31 209H33L34 210V212L31 210ZM219 209V210H218ZM44 210H46V211H44ZM48 210V211H47ZM217 210V211H216ZM31 211L33 212V214L31 213ZM220 211H221V213H220ZM46 212V213H45ZM153 213V215H155V213L154 212H152ZM151 213V214H152ZM220 213V214H219ZM6 215H8L7 217H9V214L7 213ZM40 215H42V216H40ZM107 215H108V213H107ZM114 215V214H113ZM41 218V219H40ZM188 219V218H187ZM42 221V220H41ZM246 223L248 224V226L250 225V223H251V221L250 222H248V219L246 220ZM78 225V224H77ZM245 224H242V226H244ZM198 225H196V227H197ZM209 226H211V224H209ZM80 226H77V228H79ZM245 227V226H244ZM30 230H29V229ZM26 230H28L27 232H29V233H33V234H35V235H39V233H37V232H35V231H32L31 230V228L30 227H25L24 229H23V232H25ZM81 231H84V230H81ZM85 233H90V232H87L86 230L84 231ZM11 237V236H10ZM45 239H47V238H49V237H47V236H45L44 237ZM8 239V238H7ZM2 245H5V244H2ZM19 247H21L20 245H18ZM3 254L2 255H0L1 257L6 253V252H2ZM37 253H39V250H38V252ZM143 253V252H142ZM45 254H46V256L48 255L47 254V252H45ZM45 254H43V257H41V258H46L45 257ZM49 256V255H48ZM1 257H0V261H2V262H0V264H2L3 262L5 263V264H11L12 262H14V263H12V264H17L16 262H15V260H14V258L13 259H11V258H9V259H7V262H6V260L4 261V257H2V259H1ZM146 258L147 259H149L148 258V256L146 255ZM11 259V260H10ZM62 259V260H61ZM14 260V261H13ZM149 260H151V262H153L152 261V259H149ZM9 261H10V263H9ZM60 261L62 262V264H68V261L64 258V257H60ZM3 263V264H4ZM31 263H35V261H33V262H31ZM40 264H42L43 262H39ZM90 262L89 261H84V263H81V264H89ZM44 264V263H43ZM46 264V263H45ZM129 264H131V262L129 263Z\"/></svg>",
	"mask_w": 264,
	"mask_h": 264
},
{
	"label": "snow or ice",
	"instance_id": "6c2138e0",
	"mask_svg": "<svg viewBox=\"0 0 264 264\" xmlns=\"http://www.w3.org/2000/svg\"><path fill=\"white\" fill-rule=\"evenodd\" d=\"M53 2H55V0H53ZM112 23L115 24V21H113ZM60 30L63 31V28H61ZM179 38L181 40L184 39V37L182 36ZM169 47L172 49V54L175 55L178 45L172 44L169 45ZM93 55L97 60L105 59L98 51L94 52ZM131 70L136 71V67L134 64L132 65ZM156 75L160 76V73H157ZM160 78L163 79V77ZM126 99L131 101L133 104L136 103L134 100H132L131 97H126ZM117 125L118 120L114 122V132L109 135L108 139L113 140L115 144L122 146L123 153L125 154V156L130 157L131 165L133 168H147V164H144L141 160L137 159V156L141 153H138L132 147L131 142H124L123 137L125 136V133ZM100 127L103 128L104 125L100 124ZM86 139L91 142L93 140H96L97 137L89 136ZM100 139L104 138L101 137ZM74 142L77 144L80 143L79 140H75ZM152 151H155V149H152ZM144 158L149 159V157L147 156H145ZM122 170L126 169L119 162L114 163L109 168H107V172L109 174H119ZM141 175H147V173H143L142 171H134L131 173L130 178L127 176H120L119 181L114 185V187L118 188L119 191L111 193L104 192V195L107 197V199L102 198L99 201L101 207H104L105 205L107 206L105 210L108 212V215L103 218L109 222H112L116 226L114 230L111 228L107 231L100 230L96 228L95 224H93L92 228L95 229L94 231L90 233H84L83 231H81V235L91 236V240H74L73 236L71 235L64 237V239H66L73 245H84L83 249H76L73 252L68 253V255L78 258L77 264H79V261H91L92 264H129V261H131V264H142V262L138 261L134 254L144 250L150 253L152 259L155 260L157 264H161V262L162 264H170L169 261L163 259L161 252L156 247V242L159 238L155 237L153 232L149 230L147 224L141 223L139 219L140 216H143L145 221L151 220V214L146 212L145 206L134 202V200L143 201L147 198L141 193L140 187H131L129 183L130 180L136 181L138 176ZM121 184L123 185V187H120ZM101 191L103 192L104 190L101 189ZM130 194L135 195L132 198H129ZM73 195L77 194L73 193ZM57 196L59 197L60 194L57 193ZM90 199L92 202H95L94 198ZM160 199L165 205H169V201L163 195L160 196ZM8 200L16 217L11 221V226L13 228L19 227V225L17 224V218L24 222L25 227L41 228V225L34 219L33 216L28 215L27 212H24L22 214L17 210V205L15 202H13L11 195H9ZM63 203H69L68 199L64 198ZM81 203L82 202L79 199L76 200L77 205ZM20 207H23V205H20ZM89 214L91 215V209H89ZM37 215H39V209H37ZM75 215L80 216L81 212L77 210L75 211ZM96 216L100 217V213L97 212ZM0 219H3L2 214H0ZM69 219L70 217L68 215L64 216V220L66 222L69 221ZM261 223L264 224V221H262ZM151 228L157 229V225L154 221L151 223ZM41 230L49 232L53 237H58V234L49 228H41ZM75 231L76 225L73 221L72 226L69 228V232ZM21 235H23V233H21ZM133 236L139 237V240L134 239ZM239 246V244L232 245L233 248L237 249L239 248ZM90 247H94L96 249V252L91 253L89 251ZM53 251H55L56 254L59 255L60 250L54 249ZM218 251L222 255L226 256L229 260L233 262L237 261V257L235 255H231L226 250V248L220 247L218 248ZM192 255L198 258H203L201 259L200 264H207L205 253L202 250L192 253ZM221 264H225V262L221 261Z\"/></svg>",
	"mask_w": 264,
	"mask_h": 264
}]
</instances>
